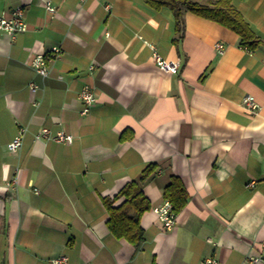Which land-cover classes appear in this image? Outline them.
Masks as SVG:
<instances>
[{
    "label": "crops",
    "instance_id": "crops-1",
    "mask_svg": "<svg viewBox=\"0 0 264 264\" xmlns=\"http://www.w3.org/2000/svg\"><path fill=\"white\" fill-rule=\"evenodd\" d=\"M232 3L262 40L251 53L236 33L190 12L176 41L171 10L146 0H0V15L20 7L27 27L13 39L0 32V264L61 256L66 264H248L258 254L264 0ZM52 47L61 54L42 78L30 61ZM153 53L177 60V74L161 72ZM85 86L95 103L82 114ZM247 97L256 111L242 104ZM43 128L73 141L36 140ZM20 129L12 153L7 145ZM151 164L156 170L141 187L150 208L134 246L109 232L104 201ZM174 177L187 201L165 230L152 209Z\"/></svg>",
    "mask_w": 264,
    "mask_h": 264
},
{
    "label": "trees",
    "instance_id": "trees-1",
    "mask_svg": "<svg viewBox=\"0 0 264 264\" xmlns=\"http://www.w3.org/2000/svg\"><path fill=\"white\" fill-rule=\"evenodd\" d=\"M154 10L169 8L175 20L177 40L184 36V14L190 12L198 17L213 21L236 33L240 38L241 48L254 49L262 40L251 30L242 15L235 8L232 0H146ZM156 166H147L138 182L127 184L113 200H105L104 205L109 213L107 228L117 239H124L134 246H138L143 239L140 227L141 215L149 210L148 200L142 193V185L154 174ZM124 198L120 206L114 207L113 201ZM164 198L172 205L175 214L185 206L187 193L178 178H172L164 189Z\"/></svg>",
    "mask_w": 264,
    "mask_h": 264
},
{
    "label": "built area",
    "instance_id": "built-area-1",
    "mask_svg": "<svg viewBox=\"0 0 264 264\" xmlns=\"http://www.w3.org/2000/svg\"><path fill=\"white\" fill-rule=\"evenodd\" d=\"M43 7L49 13H54L55 9L49 5V3H44ZM27 30L25 21H24V11L22 8L18 7L12 10L9 14L2 13L0 15V32L8 35L13 39L17 34L24 33ZM152 48V47H151ZM217 51L221 52L223 49L222 45L216 46ZM248 53H251L252 50L246 47H243ZM61 54V50L58 47H52L49 52L45 54H39L34 56L30 61L31 69L40 77L45 78L48 75V65L52 62L53 59L58 57ZM153 61L156 67L165 74H177L179 71V62L176 60H165L160 55L153 53ZM29 89L32 92H35L38 87L35 83L29 84ZM79 99L83 105L81 111L82 114H87L89 109L93 107L95 103V95L93 91L85 86L82 88ZM246 109L249 111H256L259 108V105L252 97H247L242 103ZM24 130L20 129L17 135L12 139V141L7 145V148L10 152L14 153L21 146L22 136ZM35 139L39 141H48L52 140L58 143L71 144L73 138L71 135L65 134L62 131L52 133L48 128L41 129L36 135ZM1 188V187H0ZM7 189L8 187H2ZM38 194V190H34ZM152 212L156 215L157 220L162 224L165 230H171L176 224L177 214L174 213L172 205L168 201H164L161 205L154 207ZM248 264H264V241L261 243L260 250L257 255L247 257ZM51 264H66L67 257L61 256L52 259ZM204 264H217V261L214 259H206Z\"/></svg>",
    "mask_w": 264,
    "mask_h": 264
}]
</instances>
